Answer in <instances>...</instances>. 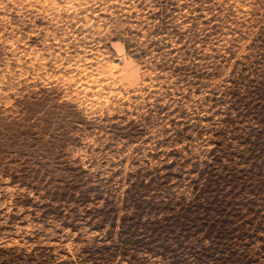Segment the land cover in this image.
<instances>
[{
	"label": "rangeland",
	"instance_id": "obj_1",
	"mask_svg": "<svg viewBox=\"0 0 264 264\" xmlns=\"http://www.w3.org/2000/svg\"><path fill=\"white\" fill-rule=\"evenodd\" d=\"M0 264H264V0H0Z\"/></svg>",
	"mask_w": 264,
	"mask_h": 264
}]
</instances>
